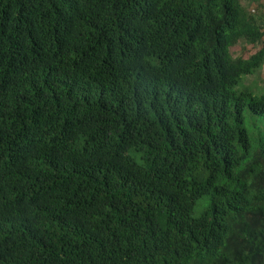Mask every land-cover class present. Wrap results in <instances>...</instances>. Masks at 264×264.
<instances>
[{
	"label": "trees",
	"instance_id": "obj_1",
	"mask_svg": "<svg viewBox=\"0 0 264 264\" xmlns=\"http://www.w3.org/2000/svg\"><path fill=\"white\" fill-rule=\"evenodd\" d=\"M263 21L0 0V264H264Z\"/></svg>",
	"mask_w": 264,
	"mask_h": 264
},
{
	"label": "rangeland",
	"instance_id": "obj_2",
	"mask_svg": "<svg viewBox=\"0 0 264 264\" xmlns=\"http://www.w3.org/2000/svg\"><path fill=\"white\" fill-rule=\"evenodd\" d=\"M242 3L250 10L258 9V12L262 13V19L264 20V0H242ZM252 51H254V49H252L250 46L243 47L242 44H236L231 48V53L233 56H247ZM261 75H264V67Z\"/></svg>",
	"mask_w": 264,
	"mask_h": 264
}]
</instances>
